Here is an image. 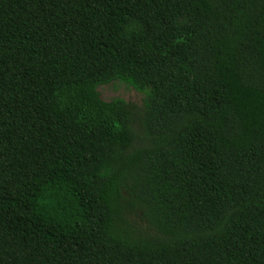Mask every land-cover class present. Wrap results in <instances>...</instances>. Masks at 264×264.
Returning <instances> with one entry per match:
<instances>
[{"label": "trees", "instance_id": "trees-1", "mask_svg": "<svg viewBox=\"0 0 264 264\" xmlns=\"http://www.w3.org/2000/svg\"><path fill=\"white\" fill-rule=\"evenodd\" d=\"M0 264H264V0H0Z\"/></svg>", "mask_w": 264, "mask_h": 264}, {"label": "rangeland", "instance_id": "rangeland-1", "mask_svg": "<svg viewBox=\"0 0 264 264\" xmlns=\"http://www.w3.org/2000/svg\"><path fill=\"white\" fill-rule=\"evenodd\" d=\"M102 100L111 101L117 98L123 99L126 102L134 103L139 106L142 105L145 95L138 92L134 88L121 83L113 82L108 85H104L98 88ZM133 220L140 226L143 227V223L139 218L133 217Z\"/></svg>", "mask_w": 264, "mask_h": 264}]
</instances>
